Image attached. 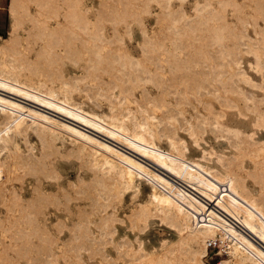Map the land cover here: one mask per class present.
<instances>
[{"label":"bare ground","instance_id":"bare-ground-1","mask_svg":"<svg viewBox=\"0 0 264 264\" xmlns=\"http://www.w3.org/2000/svg\"><path fill=\"white\" fill-rule=\"evenodd\" d=\"M179 1L180 7L174 12L183 19L188 18L184 11L187 3H200V0ZM254 1L264 6V0ZM35 2L40 14L42 10L48 15L52 13L55 23L53 28L46 29L48 33H54L56 27L67 28L78 34L81 42L67 48L57 47L53 55L48 54L46 62L59 60L62 64L59 71H49L39 65L44 59L39 52L35 57L24 55L23 62L5 58L16 36L12 22L9 37L0 39V90L85 125L140 158L76 125L62 123L57 127L53 117L0 95V185L7 181L8 160L2 161V155L12 149L19 151L20 142L29 143L37 137L46 150L63 148L70 141L72 153L89 166L93 179L115 187L120 199L131 194L134 200L149 186L148 200L135 213L143 219L161 218L174 227L180 241L190 247V264H205L202 258L216 241L228 256L223 264H264V189L258 193L247 181L249 170L255 167L253 162L243 165L238 173L226 154L244 131L233 124H224L229 137L199 135L195 121L204 115L200 108L193 107V112L177 110L183 123H176V116L167 115L176 110L174 102L168 99L162 103L168 108L166 117L153 112L158 108V100L167 96L162 89L170 75L198 80L213 78L218 83V92H230L228 84L237 78L252 80L244 60L235 61L236 70L232 72L218 75L213 70L206 72L196 68L193 55L171 50L160 37L145 31L138 37L130 25L102 18L104 10L100 6L66 5L52 0ZM167 2L166 9L171 11L172 0ZM203 2L206 8L211 6V0ZM223 17L228 27L225 13ZM261 35V31L256 32L259 48L254 62L258 68L256 83L252 90L238 88L249 93L251 99L243 109H252L259 117L264 116V65L260 53L263 46L258 41ZM94 72H100L96 81H87ZM223 75L228 83L221 81ZM82 83L85 85L81 86ZM205 110L215 116L224 114L214 103ZM202 141L220 146L223 153L217 158L216 167L207 164L208 149ZM194 149L199 151L200 158H192ZM141 158L164 173L155 171ZM20 159L28 162L32 157ZM108 217L105 226L123 223L116 211ZM109 230L108 234L102 232V239L113 243L117 227ZM105 257L113 260L108 254Z\"/></svg>","mask_w":264,"mask_h":264},{"label":"rangeland","instance_id":"rangeland-1","mask_svg":"<svg viewBox=\"0 0 264 264\" xmlns=\"http://www.w3.org/2000/svg\"><path fill=\"white\" fill-rule=\"evenodd\" d=\"M52 1L100 6L104 10L102 18L130 25L138 37L144 35L143 31L160 37L171 50L193 55L197 60L196 68L206 72L213 70L217 75L232 72L236 70L235 61L244 60L252 80L237 78L228 84L230 92H218V83L213 78L198 80L181 74L170 75L162 89L167 96L158 100V108L153 112L163 118L174 115L176 123H183V116L176 112L185 109L193 112V107L198 106L204 115L195 121V130L199 135L205 134L204 137L209 134L229 137L225 126H238L244 132L234 140L233 148L226 151L227 157L232 158L230 163L238 173L243 165L253 162L255 167L249 170L247 181L258 193L264 189V116L259 117L252 109H243L251 99L249 93L238 89L240 86L252 90L256 83L258 68L254 62L259 49L256 39L259 31L264 65V6L260 1L211 0L209 8L204 0L200 3L190 1L184 9L187 19L174 12L180 7L179 0H172L171 11L166 9L168 0ZM12 3L13 0H0V39L9 37L12 22L16 30L15 40L5 58L23 62L24 55L35 57L39 52L44 58L39 65L49 71H59L61 62H46L47 55H53L57 47L67 48L81 42L80 36L59 27L54 28V33H48L46 29L53 28L55 23L50 16L52 11L48 15L42 10L40 14L35 0H16L14 6ZM124 70L130 71V68ZM99 73H90L87 81H96ZM221 81L228 83L226 75ZM0 95L53 117L57 127L62 123L76 125L140 158L130 149L48 108L2 90ZM167 99L174 102L176 110L166 115L168 108L162 103ZM211 103L224 114L206 113ZM20 145L19 151L12 149L2 155V161L8 160V163L5 165L7 181L0 185V264H190V247L180 241L174 227L161 218L143 219L135 213L148 200V185L136 199L133 200L131 194L120 199L115 187L93 179L89 166L72 153L70 141L63 148L46 150L37 137L29 143L22 141ZM202 145L208 149L207 164L216 167L217 158L223 153L220 146L205 141ZM20 156L32 159L23 162ZM192 158H200L199 151L194 149ZM114 211L123 223L111 222L105 226L104 222ZM113 227H117L114 241L107 243L102 239V232L108 234ZM107 254L112 261L106 259ZM202 259L205 264H223L228 256L216 241Z\"/></svg>","mask_w":264,"mask_h":264}]
</instances>
